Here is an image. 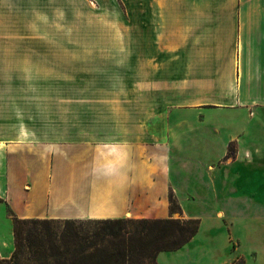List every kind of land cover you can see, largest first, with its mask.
Returning a JSON list of instances; mask_svg holds the SVG:
<instances>
[{
	"label": "crops",
	"instance_id": "obj_1",
	"mask_svg": "<svg viewBox=\"0 0 264 264\" xmlns=\"http://www.w3.org/2000/svg\"><path fill=\"white\" fill-rule=\"evenodd\" d=\"M163 1L161 41L177 48L152 55L156 73L132 86L144 96L117 109L112 128L98 121L96 137L87 128L73 138L70 118L64 139H43L41 126L57 122L37 106V80L0 69V258L16 248L9 209L20 219H163L173 192L201 225L159 264L188 247L202 254L187 264H264V0ZM58 2L37 0L39 17L51 20Z\"/></svg>",
	"mask_w": 264,
	"mask_h": 264
},
{
	"label": "rangeland",
	"instance_id": "obj_2",
	"mask_svg": "<svg viewBox=\"0 0 264 264\" xmlns=\"http://www.w3.org/2000/svg\"><path fill=\"white\" fill-rule=\"evenodd\" d=\"M57 1L56 15L47 20L39 17L37 0H0V69L23 71L27 79L37 80V106L57 122L41 126L43 139H64L71 126L70 118L74 121L73 138H81L87 128L96 137L98 121L106 124H100L101 128H112L117 109L128 112L130 100L135 105L134 98L144 96L132 86L156 73L159 62L152 55L163 49L176 50L177 46L163 45L161 41L159 11L171 2ZM45 84L53 91H46ZM41 101H51L53 107L46 109ZM207 207L197 209L205 211ZM171 215L170 218H189L182 208ZM234 222L235 230L243 228V222ZM35 228L41 229L40 224L28 225L26 231ZM30 239L36 241V236L32 233ZM28 242L21 264H34L30 259L33 248ZM176 254L168 264L194 262L202 253L188 247ZM225 264H245V259L238 256Z\"/></svg>",
	"mask_w": 264,
	"mask_h": 264
},
{
	"label": "trees",
	"instance_id": "obj_3",
	"mask_svg": "<svg viewBox=\"0 0 264 264\" xmlns=\"http://www.w3.org/2000/svg\"><path fill=\"white\" fill-rule=\"evenodd\" d=\"M170 202L171 213L181 210L173 192ZM10 212L16 248L0 264H21L28 241L34 264H159L161 252L185 246L201 224L199 218L20 219ZM31 224L41 229L27 232ZM32 233L36 241L30 239Z\"/></svg>",
	"mask_w": 264,
	"mask_h": 264
}]
</instances>
